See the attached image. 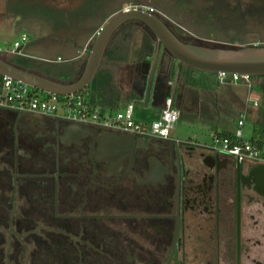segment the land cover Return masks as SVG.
<instances>
[{"label":"flooded vegetation","instance_id":"1","mask_svg":"<svg viewBox=\"0 0 264 264\" xmlns=\"http://www.w3.org/2000/svg\"><path fill=\"white\" fill-rule=\"evenodd\" d=\"M1 110L0 264H264V162Z\"/></svg>","mask_w":264,"mask_h":264},{"label":"rangeland","instance_id":"2","mask_svg":"<svg viewBox=\"0 0 264 264\" xmlns=\"http://www.w3.org/2000/svg\"><path fill=\"white\" fill-rule=\"evenodd\" d=\"M50 1L52 3L49 0H10L7 6L0 2L1 50L5 51L11 48L14 41L19 39L23 32L29 37V42L25 45V52L28 56L2 54L4 59L14 63L22 61L28 67L30 64L32 67L34 66L33 70L39 73H43L42 71L48 67L55 68L54 66L65 69L68 66L73 68L74 59L63 63H50L49 61L56 60L58 57L63 59L72 57L98 24L104 21L102 26L114 11L118 12L133 5L152 7L154 9L152 13L159 16L185 42L212 47L264 44V0ZM93 38L89 41L88 52ZM111 38L110 48L115 42L128 47V49L134 47L132 59L140 57L142 50L148 48L149 56L146 66L149 67V61L152 58L150 49L155 48V38L144 24L138 21L126 22ZM122 70L120 71L123 74ZM117 75L111 76L112 80L115 83L117 81L118 85H121L122 91H125L128 87L127 79L119 73ZM76 78L77 76H73L70 81ZM262 78L264 76H251L250 98L257 97L258 105L253 106L252 102L246 101L247 88H242L238 84L231 88L243 101L241 104H228V100L224 110H213L211 114L203 111L197 113L194 108L177 110L179 116L169 131L170 139L194 141L200 145L202 150H205V146L213 143L215 133L224 129L235 130L238 116L243 110L242 104L246 102L249 107L255 109V112L253 115L250 112L247 113L242 128L243 136L257 140L260 136L259 131L261 129L264 131L263 91L256 83ZM60 79L68 82L66 76ZM108 82V74L99 70L86 90H90L93 94L96 93L95 91L103 94ZM178 93L177 90L174 109L177 106ZM96 94L98 95V92ZM129 97L128 101L132 102L135 107L133 114L137 122L149 124L158 118L157 115L161 110L153 104L152 100L147 107H144L138 99H133L132 95ZM120 99L118 98L111 104H105V101L99 100L97 109L103 114L124 110L127 100L122 102ZM260 151L264 157V135ZM4 181L6 178L0 180V188L5 186ZM105 201L106 199L103 198V203ZM21 202H23L22 207L15 204L14 216H18L24 206L26 209L31 208L27 202Z\"/></svg>","mask_w":264,"mask_h":264},{"label":"built area","instance_id":"3","mask_svg":"<svg viewBox=\"0 0 264 264\" xmlns=\"http://www.w3.org/2000/svg\"><path fill=\"white\" fill-rule=\"evenodd\" d=\"M131 9H143L151 13L154 12L152 7L142 5L128 6L123 10L128 11ZM27 40V34L21 33L19 39L14 41L11 48L4 51L0 47V54L22 56L24 54L22 46ZM57 60L62 59L58 57ZM216 74L218 81L222 84L241 83L246 86L248 91L251 90V76L248 74L227 72H218ZM0 76V109H7L17 114L46 115L66 122L89 124L110 131L166 140L170 139L169 131L178 119V112L174 109L173 101L169 97L165 99L158 118L149 124H143L134 119V105L132 103L126 104L124 110L103 114L89 101V94L86 90L60 95L35 88L7 75ZM246 101H251L254 106L257 105V101L251 100L249 95ZM246 108L240 112L236 128L232 131L230 137L214 134L213 143L205 147L213 153L233 156L239 160L251 159L264 162V157L258 146L243 136L242 128L248 113Z\"/></svg>","mask_w":264,"mask_h":264},{"label":"crops","instance_id":"4","mask_svg":"<svg viewBox=\"0 0 264 264\" xmlns=\"http://www.w3.org/2000/svg\"><path fill=\"white\" fill-rule=\"evenodd\" d=\"M0 2H2V1L0 0ZM49 2L52 3L50 0H49ZM114 13H115V11H114ZM130 21H136V20H130ZM103 22H101L100 24H98L94 28V30L86 38V40L84 41V43L80 47V49L76 50L75 55H73L72 57L67 58V59L61 58L62 60L56 59V60L49 61L50 63H63L65 61H69V60L74 59L75 64H74L73 68L71 66H68V68L65 69V68H59L57 66H54L55 68L48 67V69L46 68V69H44V71H42L43 73H41V72L39 73L38 71L36 72L33 70L34 66L32 67L29 64V67H28V65H25V63H23L22 61L17 62V63H14V62L12 63L6 59H4V60H6V61L18 66V67L30 70L32 72H36L39 75L48 77L50 79H53V80H56L59 82H66V81H62L60 79V78H63V76H66V79L68 82H72L70 80H72L71 78L73 76L74 77L77 76V78H78L79 75L81 74L83 67L85 65V61H86L85 56L88 53L89 41L92 40V38L96 35L97 31L99 30V28L101 27V24ZM127 22H129V21H127ZM122 25H120L114 31V33L112 34L111 37H113V35L115 33H117L118 29ZM111 39L112 38H110V40H109V43H108L107 48L105 50V53L103 55L101 64H100L99 69L97 71V73H98L99 70H102L103 72L108 74V81H109L108 83L109 84L104 88L103 94L99 93V91H95L96 93L98 92V95H97L96 93L93 94L90 90H86L89 94V101L92 104L94 102L93 105L97 107V105H98L97 101L99 102V100L105 101V104H111V103H114L115 101H117L118 98H121L120 101L125 102L127 100L126 104H128V103H132V102L128 101L130 98L129 95H132V97H134L133 99H138L142 103V105H144V92H145V87H146L148 73H149L150 64H151V60H150L149 61V67L146 66V61H148V56H149L148 48L142 50L143 52L140 54V57H138L136 59H132L131 56L133 55V52L135 51L134 47L128 49V47L123 46L120 43L115 42V43H113V45H111V48H110ZM27 42H29V37H28ZM26 43L22 46V51L24 52V54L21 57H24L25 55L28 56V54L25 52ZM153 49H154V47L152 48V50L150 49L152 54L154 51ZM1 57H4V56L0 55V58ZM18 60H20V59H18ZM177 66H178V63H176L173 60V58L167 52H165L164 49L161 50L159 48L158 58H157V63H156L155 73H154V80H153L151 95H150V98L148 100V103H150V101L152 100L153 104L158 106L160 108V110L163 108L165 99L168 97L170 98L172 87L175 83L174 79H175ZM121 69H123L122 70L123 74L120 71ZM137 69L138 70L140 69L141 72H137ZM172 70H175V74L173 76L170 75ZM118 73L127 79V86L128 87L125 91H122V87H121V85H118L117 81L115 83V81L112 80L111 76H116ZM159 79H162L164 90L169 89L170 94L169 95H163L162 94V96L160 97V100H158V102H157L158 97H156V96L153 97L152 94L156 90V86H158V84L161 82ZM215 79L217 80L218 83L212 87L210 84ZM131 80L134 82L137 81L138 83L145 81L144 87L137 89L135 91L136 93H134V95L131 94V91L133 92V85H134V84L130 85L129 82ZM256 83L260 86V89L263 91V99H264V78L256 81ZM238 84L242 88H246V86L241 84V83L222 84L218 81L217 74L216 75H209L206 73H196V72H192V71L188 70L185 66L184 67L180 66L178 78H177V83H176V90H175V94H176L177 90L179 92L178 93V100L176 103V105H177L176 110H183V109L187 110L190 108L191 109L194 108L197 111V113L200 111H203V112H206L207 114H211V112H213V110L214 111L224 110V107L227 105L226 101H228V100H229L228 104H233V103H236L237 105L241 104L243 101H241V99L237 96V94L231 88V86H235ZM251 89H252V87H251ZM251 91L252 90H250V91L247 90V96L249 95V97H250ZM141 94H143V101H142V96L140 97ZM101 95H103V97H101ZM174 99H175V95H174ZM174 99L172 100L173 105H174ZM251 100H255V101H257V105L259 104L257 97H254V99H251ZM148 103H147V105H148ZM144 107H147V106H144ZM242 107H243V110L247 107L246 110H248V112H250L251 115H253L255 112L254 111L255 109L249 107L246 104V102H245V104H242ZM134 109H135V107H134ZM263 110H264V108H263ZM160 112H159V114H160ZM159 114L157 116H159ZM178 116H179V113H178ZM224 130H227V129H224ZM169 141H173V139H169Z\"/></svg>","mask_w":264,"mask_h":264},{"label":"water","instance_id":"5","mask_svg":"<svg viewBox=\"0 0 264 264\" xmlns=\"http://www.w3.org/2000/svg\"><path fill=\"white\" fill-rule=\"evenodd\" d=\"M136 20L144 24L155 38V48L144 92V106L151 95L155 67L160 46L174 59L178 66L170 98L174 99L180 66L210 73L227 72L264 76V44L239 47H212L182 41L156 14L143 9L120 10L113 13L99 28L93 38L85 65L79 77L72 82H59L18 67L0 58V75L21 80L35 88L64 95L82 91L95 78L103 55L114 31L123 23ZM109 139L101 138V151H106Z\"/></svg>","mask_w":264,"mask_h":264},{"label":"trees","instance_id":"6","mask_svg":"<svg viewBox=\"0 0 264 264\" xmlns=\"http://www.w3.org/2000/svg\"><path fill=\"white\" fill-rule=\"evenodd\" d=\"M148 29V28H147ZM160 49H163L162 46H160ZM2 59H4L3 57H1ZM173 60L177 63V60L173 58ZM13 63V62H12ZM181 67H184L183 65H181ZM188 70L192 71V72H196V73H206V74H209V75H216V73H210V72H203V71H199V70H196V69H193V68H190L188 66H185ZM175 74V70H172L171 71V76H173ZM216 78V77H215ZM217 80L215 79L210 85L213 87L217 84ZM0 84H1V76H0ZM87 88V86H86ZM86 88L84 89V91L86 90ZM170 94V90L169 89H165L164 92H163V95H169ZM94 104V102H93ZM5 113H7L5 110H1L0 109V125L1 123H6L7 122V115H5ZM260 133V136L257 138V140H254V139H250L254 144H256L258 146V148L260 149V146L262 145V141H263V135H264V131L263 129H261L259 131ZM215 134H218L220 136H231L232 135V131L230 130H221ZM3 145H6V144H3ZM0 151H5V149L9 148V145H6V146H0ZM6 161V160H5Z\"/></svg>","mask_w":264,"mask_h":264}]
</instances>
